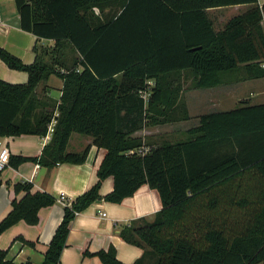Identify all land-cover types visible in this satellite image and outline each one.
Wrapping results in <instances>:
<instances>
[{
    "label": "trees",
    "instance_id": "obj_1",
    "mask_svg": "<svg viewBox=\"0 0 264 264\" xmlns=\"http://www.w3.org/2000/svg\"><path fill=\"white\" fill-rule=\"evenodd\" d=\"M20 27L52 40L26 64L0 46L7 67L25 71L24 83L0 79V137L33 134L50 140L36 157L12 156L52 168L83 163L89 146L68 152L72 133L105 149L97 181L73 201L43 255L58 264L70 224L92 203H120L141 185L157 190L161 209L120 225L118 234L142 249L132 264H264V103L241 102L197 116L181 138L154 141L134 136L151 127L190 118L182 93L221 87L231 74L264 77V4L258 0H14ZM247 4L248 9L216 30L209 8ZM62 80L58 102L37 93L41 82ZM153 80L152 83H149ZM145 94V95H144ZM143 147L145 153L137 151ZM132 152V153H131ZM1 176V171H0ZM113 189L100 194L102 181ZM1 184V178H0ZM13 185L21 198L0 220V235L18 221L35 225L41 208L57 199ZM23 244L33 247V241ZM87 256L124 264L114 247ZM0 264L15 263L0 249Z\"/></svg>",
    "mask_w": 264,
    "mask_h": 264
},
{
    "label": "crops",
    "instance_id": "obj_2",
    "mask_svg": "<svg viewBox=\"0 0 264 264\" xmlns=\"http://www.w3.org/2000/svg\"><path fill=\"white\" fill-rule=\"evenodd\" d=\"M258 4L262 6L264 0H258ZM248 7L247 4H237L209 8L207 11L214 23V28L218 30L232 17L244 13ZM52 43V40L38 39L34 34L21 29L15 1L0 0L1 47L29 64L35 59L34 46L41 49L51 46ZM242 73L240 71L238 74H231L230 80L221 86L225 99L227 96L234 98L233 104L236 103V105L241 102L264 103V77L245 79ZM27 78L25 71L10 69L0 60V79L10 83H24ZM188 81L191 82L190 79ZM152 82L153 80L149 81V83ZM62 84L59 77L51 75L47 81L38 85L37 93L46 100L58 102ZM184 121L151 127L144 126L133 135L151 139L148 128ZM183 130L179 134H182ZM50 136L22 134L0 137V141L8 147L11 160L12 156L36 157L40 155L43 146L50 140ZM86 146H89V149L83 163H59L52 168H47L32 161L23 162L18 166L13 165V161H9L1 171L0 220L10 211L11 200L21 198L24 194L23 191L18 194L14 193L13 185L18 182L29 181L33 185V191L48 192L57 199L53 205L40 209L37 224L29 225L21 220L0 235V249H8V258L15 263L30 261L32 264H42L44 252L62 219L64 206L97 181V170L105 155V149L93 145L90 136L72 133L67 144V151L80 153ZM113 185L112 176L105 178L100 186V194L103 196L109 193ZM61 197L62 201L59 200ZM161 206L157 190L150 188L147 184L141 185L131 196L124 198L120 203L105 200L92 203L78 213L71 222L67 244L62 250L58 264H102L97 256H87L84 252L94 253L111 246L114 247L120 262L132 264L141 256L142 249L124 241L118 234L117 228L141 217L152 219ZM102 212L105 216L100 215ZM18 236L33 241L35 245L31 247L23 244L21 240H14Z\"/></svg>",
    "mask_w": 264,
    "mask_h": 264
},
{
    "label": "rangeland",
    "instance_id": "obj_3",
    "mask_svg": "<svg viewBox=\"0 0 264 264\" xmlns=\"http://www.w3.org/2000/svg\"><path fill=\"white\" fill-rule=\"evenodd\" d=\"M182 96L189 108L190 115L192 113L190 119L172 125L148 128L151 139H155L154 141L157 142L165 138L170 140L181 138V134H179L181 130H185L186 127L196 124V117L198 114L227 110L236 106V103L233 104L234 98L227 96L225 99L222 94V87L199 90L191 88L190 82L186 81Z\"/></svg>",
    "mask_w": 264,
    "mask_h": 264
},
{
    "label": "built area",
    "instance_id": "obj_4",
    "mask_svg": "<svg viewBox=\"0 0 264 264\" xmlns=\"http://www.w3.org/2000/svg\"><path fill=\"white\" fill-rule=\"evenodd\" d=\"M261 67L264 68V62L261 63ZM54 123H55V120H52L51 124L48 127V131H47V134H46L47 136L51 135V133L53 131ZM146 150H147V148L143 147V148L139 149L137 152L138 153H145ZM9 159H10V157H9V149L6 146V144H3L0 141V171H2L8 165ZM59 200L62 201V197ZM100 215L101 216H105V213L102 212Z\"/></svg>",
    "mask_w": 264,
    "mask_h": 264
}]
</instances>
